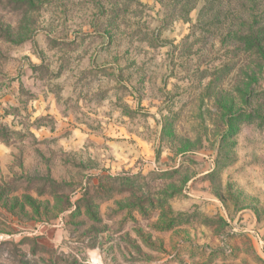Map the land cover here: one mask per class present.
I'll use <instances>...</instances> for the list:
<instances>
[{
    "label": "rangeland",
    "instance_id": "rangeland-1",
    "mask_svg": "<svg viewBox=\"0 0 264 264\" xmlns=\"http://www.w3.org/2000/svg\"><path fill=\"white\" fill-rule=\"evenodd\" d=\"M205 4L0 0V264H264V68Z\"/></svg>",
    "mask_w": 264,
    "mask_h": 264
},
{
    "label": "trees",
    "instance_id": "trees-1",
    "mask_svg": "<svg viewBox=\"0 0 264 264\" xmlns=\"http://www.w3.org/2000/svg\"><path fill=\"white\" fill-rule=\"evenodd\" d=\"M206 12H214L231 23L229 29L238 33L246 57L256 56L255 69L264 68V0H204ZM217 8L214 10V8ZM255 69L252 73H255ZM261 69V70H262Z\"/></svg>",
    "mask_w": 264,
    "mask_h": 264
},
{
    "label": "built area",
    "instance_id": "built-area-1",
    "mask_svg": "<svg viewBox=\"0 0 264 264\" xmlns=\"http://www.w3.org/2000/svg\"><path fill=\"white\" fill-rule=\"evenodd\" d=\"M250 233L253 236V239L259 245L261 252L264 254V238L262 234H260L257 229H250Z\"/></svg>",
    "mask_w": 264,
    "mask_h": 264
}]
</instances>
